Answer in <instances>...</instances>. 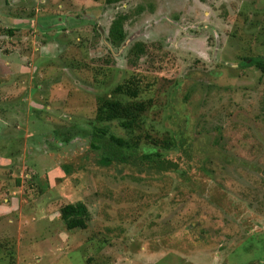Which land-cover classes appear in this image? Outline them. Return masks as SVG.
<instances>
[{"label":"rangeland","instance_id":"obj_1","mask_svg":"<svg viewBox=\"0 0 264 264\" xmlns=\"http://www.w3.org/2000/svg\"><path fill=\"white\" fill-rule=\"evenodd\" d=\"M256 58L264 0H0V264H264ZM108 99L149 103L141 129Z\"/></svg>","mask_w":264,"mask_h":264},{"label":"trees","instance_id":"obj_2","mask_svg":"<svg viewBox=\"0 0 264 264\" xmlns=\"http://www.w3.org/2000/svg\"><path fill=\"white\" fill-rule=\"evenodd\" d=\"M123 1L127 0H107V4L113 5ZM201 1L205 2V0ZM125 20L126 16H120L113 22L111 26L109 42L115 47H120L125 42ZM250 66H256L257 68H260L264 71V60L261 58L252 59ZM116 92L124 94L132 99H136L139 96V90L133 89L130 84L117 87ZM149 108L150 104L145 102H128L127 104H124L119 100H101L97 112V119L100 122L119 121L123 129H125L126 131L134 132L138 129H141L142 116L149 110ZM100 132L101 133L99 134H95V139L99 142L100 138H105L108 136L106 130L101 129ZM108 144H110L111 147L115 145V149L113 148V152L110 153L106 160L108 162H126L128 158L125 154V150L128 147V143L123 138L111 136L108 140L107 145ZM83 214H87V208L83 204H78L76 206H67L64 210V215L68 218L79 217ZM86 219L89 220V214L88 217L86 216ZM84 224L85 221L79 220L75 223L74 226H82Z\"/></svg>","mask_w":264,"mask_h":264}]
</instances>
